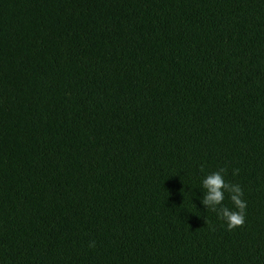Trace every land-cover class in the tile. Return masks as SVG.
<instances>
[{
	"label": "trees",
	"instance_id": "obj_1",
	"mask_svg": "<svg viewBox=\"0 0 264 264\" xmlns=\"http://www.w3.org/2000/svg\"><path fill=\"white\" fill-rule=\"evenodd\" d=\"M0 264H264V0H0Z\"/></svg>",
	"mask_w": 264,
	"mask_h": 264
},
{
	"label": "clouds",
	"instance_id": "obj_2",
	"mask_svg": "<svg viewBox=\"0 0 264 264\" xmlns=\"http://www.w3.org/2000/svg\"><path fill=\"white\" fill-rule=\"evenodd\" d=\"M224 170L207 174L202 180V187L205 190L203 205L208 209L216 212L218 217L222 218L229 230L238 226H242L246 216V201L243 199L244 193L238 184H230L224 179ZM236 174L235 172L233 173ZM225 193L229 194V198L234 205V209H230L224 205ZM94 247V243L90 244Z\"/></svg>",
	"mask_w": 264,
	"mask_h": 264
}]
</instances>
